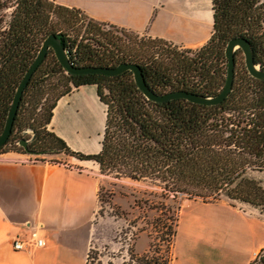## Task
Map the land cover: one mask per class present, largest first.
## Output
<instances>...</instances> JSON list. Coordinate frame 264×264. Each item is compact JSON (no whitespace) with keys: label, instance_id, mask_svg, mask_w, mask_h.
<instances>
[{"label":"trees","instance_id":"1","mask_svg":"<svg viewBox=\"0 0 264 264\" xmlns=\"http://www.w3.org/2000/svg\"><path fill=\"white\" fill-rule=\"evenodd\" d=\"M212 5L211 39L189 50L161 39L139 40L136 33L118 31L53 0H0V135L18 86L50 35L61 41L76 67L137 64L156 94L217 96L227 78L226 47L234 38L249 42L255 64L264 70V0H212ZM241 54H235L232 92L222 104L208 106L184 99L150 101L129 71L115 77L69 75L50 50L24 92L0 155L26 141L28 152L21 146L24 155H67L95 162L102 174L119 180L148 182L173 199L225 200L264 215V80L248 73L245 58L238 66ZM53 77L58 82L52 85ZM83 87H95L105 107L101 151L95 155L71 150L49 130L58 102ZM178 219L148 251L132 250L121 264H172ZM103 258L101 254L100 262L90 250L87 264H105ZM251 264H264V249Z\"/></svg>","mask_w":264,"mask_h":264},{"label":"crops","instance_id":"2","mask_svg":"<svg viewBox=\"0 0 264 264\" xmlns=\"http://www.w3.org/2000/svg\"><path fill=\"white\" fill-rule=\"evenodd\" d=\"M53 1L181 49L198 50L213 35L212 0ZM97 100L95 87L74 90L58 102L49 130L64 140L55 127L56 113L62 109L68 120ZM30 156L0 155V264H87L99 207V165L77 159L78 166L66 159L28 162ZM18 239L25 246L21 251L14 249ZM263 249L260 210L225 200L181 206L172 264H251Z\"/></svg>","mask_w":264,"mask_h":264},{"label":"rangeland","instance_id":"3","mask_svg":"<svg viewBox=\"0 0 264 264\" xmlns=\"http://www.w3.org/2000/svg\"><path fill=\"white\" fill-rule=\"evenodd\" d=\"M139 37V40L148 38L143 35ZM243 64L244 55L241 54L238 66L242 67ZM57 79L51 78L50 83L56 84ZM62 89L60 86L59 90ZM55 127L62 133L71 150L83 155H95L100 150L104 133L105 109L97 100L94 104L84 105L68 120L60 109L56 113ZM21 148L20 145L14 151L7 148L1 155H24ZM65 159L72 161L69 163L71 166H78L75 165V158L67 155L26 158L29 161L46 160L50 163H63ZM186 202L189 201L180 196L177 199L166 196L162 190L148 182L119 180L115 175L101 173L99 207L93 221L91 242L94 256L101 262L102 254L105 264L109 261L121 264L132 250L138 254L145 253L157 238L171 231L179 216V204L182 206ZM113 256L116 257L114 260Z\"/></svg>","mask_w":264,"mask_h":264},{"label":"water","instance_id":"4","mask_svg":"<svg viewBox=\"0 0 264 264\" xmlns=\"http://www.w3.org/2000/svg\"><path fill=\"white\" fill-rule=\"evenodd\" d=\"M50 50H53L57 60L59 61L63 69L67 72V74L72 76L103 75L107 77H115L128 71L132 72L136 85L143 92L145 97L148 100L159 104L177 99H184L191 103L208 105V106H217L222 104L228 98V96L230 95L233 89V84L235 79V69H236L235 54L237 50H241L243 52L245 58V66L248 73L253 78H256L258 80H264V70H262L259 66L255 64L251 45L246 39L241 37L230 40L226 47L225 55L228 60V71H227V78L224 89L217 96L204 97L187 91H175L166 94H156L153 91H151L150 88L147 86L142 70L140 66H138L137 64L123 63L115 68L76 67L72 64L67 51L64 49V47L61 44V41L55 35H50L43 42L36 59L30 66V68L27 70L26 74L24 75L22 81L20 82L16 90L11 108L8 113L4 130L0 135V148L3 147L8 142L12 134L13 126L17 117V113L24 92L28 87L33 75L46 59ZM20 146H22L28 152V143L26 141H22L20 143Z\"/></svg>","mask_w":264,"mask_h":264},{"label":"built area","instance_id":"5","mask_svg":"<svg viewBox=\"0 0 264 264\" xmlns=\"http://www.w3.org/2000/svg\"><path fill=\"white\" fill-rule=\"evenodd\" d=\"M28 162H36V161H29L28 160ZM38 246H40V247L43 246V241L42 240L38 241ZM24 247H25L24 243L21 240H19V239L14 244V249L17 250V251L23 250Z\"/></svg>","mask_w":264,"mask_h":264}]
</instances>
